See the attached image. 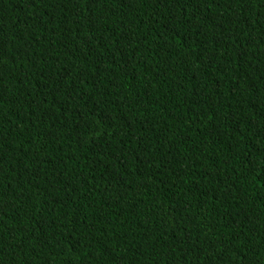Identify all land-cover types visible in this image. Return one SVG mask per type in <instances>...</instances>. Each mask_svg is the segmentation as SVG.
<instances>
[{
    "label": "trees",
    "instance_id": "16d2710c",
    "mask_svg": "<svg viewBox=\"0 0 264 264\" xmlns=\"http://www.w3.org/2000/svg\"><path fill=\"white\" fill-rule=\"evenodd\" d=\"M0 264H264V0H0Z\"/></svg>",
    "mask_w": 264,
    "mask_h": 264
}]
</instances>
